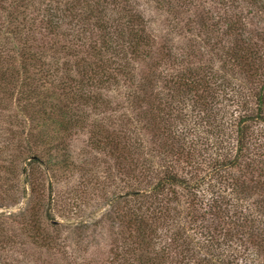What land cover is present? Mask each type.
Masks as SVG:
<instances>
[{
    "label": "trees",
    "instance_id": "obj_1",
    "mask_svg": "<svg viewBox=\"0 0 264 264\" xmlns=\"http://www.w3.org/2000/svg\"><path fill=\"white\" fill-rule=\"evenodd\" d=\"M36 1L0 0V108L20 110L10 115L16 148L39 160L36 149L50 143L44 164L65 170L67 157L52 152L64 132L91 125L95 147L115 152L123 144L132 183L117 200L129 264H264V0H212L222 13L206 20L195 13L203 49L186 56L206 52L209 60L169 74L173 93L158 102L156 79L132 62L149 56L153 43L130 0ZM176 1L157 0L179 19L199 0ZM246 4L263 13V30L248 29L247 16L235 13ZM114 83L126 85L125 100L138 112L90 123L86 107L109 109L116 100L100 89ZM147 120L161 135L160 158L145 154L140 140L130 146L139 138L124 129L114 134L122 121ZM179 219L176 231L164 229Z\"/></svg>",
    "mask_w": 264,
    "mask_h": 264
},
{
    "label": "rangeland",
    "instance_id": "obj_2",
    "mask_svg": "<svg viewBox=\"0 0 264 264\" xmlns=\"http://www.w3.org/2000/svg\"><path fill=\"white\" fill-rule=\"evenodd\" d=\"M41 2L36 1V5H41ZM130 2L143 15L153 43L149 56L133 57L135 72L156 79L153 81L154 102L159 101L163 92L167 93L163 98L167 100L171 96L169 93H173L171 84L166 85L169 74L209 60L206 52L199 57L186 56L203 49L200 45L204 31L195 13L206 20L209 16L222 13L223 9L215 1L199 0L198 7L182 13L179 19L157 0ZM176 3L182 4V0ZM252 10L254 8L246 4L235 13L247 16L248 29L263 30V13H252ZM209 24H212V19H209ZM211 34L216 35V32ZM0 39L3 40L2 37ZM183 55L188 61L179 63L174 60L175 57L184 58ZM126 89V85L118 87L116 83L100 89L105 97L116 101L100 114L87 106L90 123L94 118L105 121L110 116L134 117L138 111L134 112L133 104L125 100ZM170 102L175 103L173 100ZM17 112L20 110L12 103L9 109L0 108V264H129L128 257L122 256L125 253L122 248L124 234L118 219L120 203L117 200L118 195L128 190L132 183L130 174L127 175L124 169L128 161L120 150L123 144H119L115 152L95 147L91 142V125L71 133L64 132V137L53 141L59 142L60 147L52 152L58 158L66 156L70 166L65 170L47 169L44 163L50 156L46 151L51 147L50 143H45V147H36L39 160L24 156L25 153L16 148V141L14 145L16 137L9 131L10 115ZM145 123L148 120L138 125L130 122L124 125L122 121L114 125L117 127L114 134L119 135L124 129V133L138 137L137 142L144 143L145 154L160 158L155 154L161 156L156 153L161 135L156 136L153 126ZM26 138L24 142L31 145ZM130 146L140 148V142L135 144L132 141ZM65 152L67 155H64ZM135 158L138 156L135 155ZM13 162L17 168L14 173L1 167L2 164L11 166ZM30 173H34V185L33 181H29ZM34 219L42 223L39 233L31 227ZM171 220L167 216V222ZM179 221L175 225L168 224L169 228L164 229L176 231L182 220Z\"/></svg>",
    "mask_w": 264,
    "mask_h": 264
}]
</instances>
